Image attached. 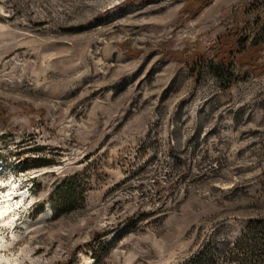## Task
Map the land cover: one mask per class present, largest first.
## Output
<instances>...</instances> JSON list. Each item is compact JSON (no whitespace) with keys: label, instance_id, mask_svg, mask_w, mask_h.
Wrapping results in <instances>:
<instances>
[{"label":"rangeland","instance_id":"rangeland-1","mask_svg":"<svg viewBox=\"0 0 264 264\" xmlns=\"http://www.w3.org/2000/svg\"><path fill=\"white\" fill-rule=\"evenodd\" d=\"M253 1L175 26L183 0H0V189L34 203L0 264H188L264 220V79L223 91L160 51L205 50Z\"/></svg>","mask_w":264,"mask_h":264},{"label":"trees","instance_id":"trees-1","mask_svg":"<svg viewBox=\"0 0 264 264\" xmlns=\"http://www.w3.org/2000/svg\"><path fill=\"white\" fill-rule=\"evenodd\" d=\"M183 1L175 26H181L193 18L212 0ZM230 20V27L218 34L203 51L190 41L185 42V48L181 51H160L178 69H188L196 82L203 72H207L220 83L223 91L230 90L237 82L249 77L264 79V0L234 7L230 12ZM149 50L154 52L159 49L153 47ZM122 51L130 58L140 55L131 54L125 48ZM157 186L160 188L157 192H162L164 187L158 183ZM75 200L76 193L70 189L64 193L62 206L67 207ZM58 213L57 208L53 207L52 218H56ZM132 222L135 224L137 220L132 219ZM104 236L97 234L93 240L99 241ZM86 246L93 250L92 245ZM188 264H264V220L250 222L241 237L225 250L215 255L204 251Z\"/></svg>","mask_w":264,"mask_h":264},{"label":"bare ground","instance_id":"bare-ground-1","mask_svg":"<svg viewBox=\"0 0 264 264\" xmlns=\"http://www.w3.org/2000/svg\"><path fill=\"white\" fill-rule=\"evenodd\" d=\"M14 193H11L9 192L7 195H6V198L3 199L2 201H0V220L4 219L5 216H7L8 214H12L10 213L11 212V209H10V203L11 201H13L16 197L18 196H13ZM20 198L24 197V195H20L19 196ZM13 218H10V219H4V225H9L10 223L13 222Z\"/></svg>","mask_w":264,"mask_h":264}]
</instances>
